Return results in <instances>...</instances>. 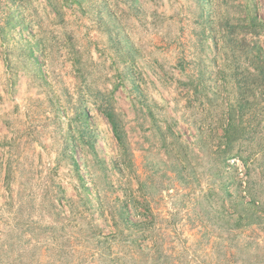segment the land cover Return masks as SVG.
I'll return each instance as SVG.
<instances>
[{
    "label": "rangeland",
    "instance_id": "rangeland-1",
    "mask_svg": "<svg viewBox=\"0 0 264 264\" xmlns=\"http://www.w3.org/2000/svg\"><path fill=\"white\" fill-rule=\"evenodd\" d=\"M30 2L46 83L6 66L20 41L7 37L0 264H264V0H83L61 18ZM90 3L110 9L115 35ZM238 106L235 125L254 139L222 163V124Z\"/></svg>",
    "mask_w": 264,
    "mask_h": 264
},
{
    "label": "trees",
    "instance_id": "trees-1",
    "mask_svg": "<svg viewBox=\"0 0 264 264\" xmlns=\"http://www.w3.org/2000/svg\"><path fill=\"white\" fill-rule=\"evenodd\" d=\"M47 7L49 8L50 12L54 14L55 17L61 18L63 14V6L68 5L69 3L73 2L76 3L78 6L79 11L82 9V1L83 0H44ZM135 1V0H133ZM130 7H133V4H131ZM25 9H29L31 11H34L33 7L31 6L30 0H0V45L5 46L6 41L8 40L7 37H17L20 39L18 43H16L15 46L10 47V49H7V54L5 55V63L6 66L9 67L11 64L10 59H14L15 61H19L22 66V71L32 72L35 74L41 82H45V77L40 69V64L38 62V55L42 54V41L40 39H36L33 37L31 33L28 32V29L30 28V25L23 17V11ZM88 8L90 9L92 13H94V18L97 22V24L107 25L106 27V34L107 35H115L114 32H116L119 28V24H117L114 21V16L112 12H110L109 8L106 7L105 4H98L96 7L91 5V3L88 5ZM84 11V10H83ZM91 13V14H92ZM17 27L18 32L15 34H12L13 28ZM259 26H256L255 24V18L251 17L249 15L248 18V28L246 27L247 31H250V33H253V35L257 34V29ZM262 28H264V25H262ZM249 29V30H248ZM26 33L27 39H23V34ZM14 35V36H13ZM12 43L14 41L12 40ZM9 50V51H8ZM77 52V50H76ZM98 97V96H97ZM102 101H108L107 106L102 107L99 106L98 109L102 113V115L107 120L112 134L117 141L118 145L122 148H126V133L123 129L121 120L119 118L118 113L111 105V102L108 99H104ZM239 108L229 110L228 113V122L226 126H223L222 124V130L223 135L222 139L224 148L223 150H219V155L222 158V163H224L228 158L231 157V149L236 143L239 144V148H241L240 141L246 140L251 134L245 133L243 129L238 128V125H235V119L238 117L242 118L243 114V106H238ZM87 115L84 111H81L79 116L75 117V121L81 123L82 120H86ZM170 131V129L168 128ZM250 139L252 136H250ZM220 145V146H221ZM238 155V156H237ZM237 157H241L240 153L236 152ZM264 157V154H263ZM242 161H246L245 158L241 157ZM264 162V158H263ZM73 165L76 167L75 162H72ZM260 164V163H259ZM261 216L259 215L258 218H255V220H252L249 224H258L259 219ZM106 238L103 239L105 242Z\"/></svg>",
    "mask_w": 264,
    "mask_h": 264
},
{
    "label": "built area",
    "instance_id": "built-area-1",
    "mask_svg": "<svg viewBox=\"0 0 264 264\" xmlns=\"http://www.w3.org/2000/svg\"><path fill=\"white\" fill-rule=\"evenodd\" d=\"M235 165L238 168V172H239L240 176L243 178L244 177V167H243V165L241 163H239L238 161L235 163Z\"/></svg>",
    "mask_w": 264,
    "mask_h": 264
}]
</instances>
